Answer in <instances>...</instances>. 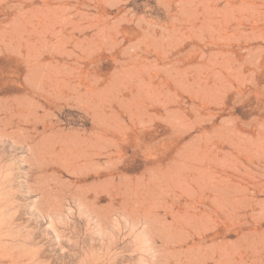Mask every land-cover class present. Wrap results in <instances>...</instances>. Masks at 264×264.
<instances>
[{
    "label": "rangeland",
    "instance_id": "1",
    "mask_svg": "<svg viewBox=\"0 0 264 264\" xmlns=\"http://www.w3.org/2000/svg\"><path fill=\"white\" fill-rule=\"evenodd\" d=\"M0 109V264H264V0H0Z\"/></svg>",
    "mask_w": 264,
    "mask_h": 264
},
{
    "label": "bare ground",
    "instance_id": "2",
    "mask_svg": "<svg viewBox=\"0 0 264 264\" xmlns=\"http://www.w3.org/2000/svg\"><path fill=\"white\" fill-rule=\"evenodd\" d=\"M11 107H12V106H11ZM11 107H10V108H11ZM8 108H9V107H8ZM10 108H9V109H10ZM1 109H2V108H1ZM1 109H0V111H1ZM5 110H6V108H5ZM9 111H12V110H9ZM13 111H14V110H13ZM16 112H17V111H16ZM16 112H15V113H16ZM0 113H2V112H0ZM13 114H14V113H13ZM7 115H8V113H7ZM11 118H12V117H10V119H11ZM10 119L8 118V122H7L8 124L10 123V122H9ZM7 123L5 122L6 125H7ZM9 126H10V124H9ZM6 127H8V126H5V128H6ZM1 128H2V127H1ZM2 129H3V128H2ZM25 129H27V128H25ZM3 130H4V129H3ZM29 130H31V129L29 128ZM29 130H28V131H29ZM19 132H20V131H19ZM23 132H24V131H23ZM31 132H32V131H31ZM2 133H3V131H2ZM21 133H22V132H21ZM28 133H29V132H28ZM30 135H31V134H30ZM2 136H3V135H2ZM26 137H27V136H26ZM28 137H29V136H28ZM21 139L23 140V138H21ZM19 140H20V139H19ZM25 140H26V139H25ZM33 168H34V167H33ZM34 171H35V170H34ZM163 173H164V172H163ZM168 173H170V172H168ZM166 176H167V175H166ZM172 177L174 178V176H172ZM169 178H170V177H169ZM173 182H174V181H173ZM175 183H176V182H175ZM217 183L219 184V182H217ZM218 184H215V188H216V186H217V188L220 186V184H219V186H218ZM223 185H224V184H223ZM219 188H220V187H219ZM220 189H222V188H220Z\"/></svg>",
    "mask_w": 264,
    "mask_h": 264
}]
</instances>
